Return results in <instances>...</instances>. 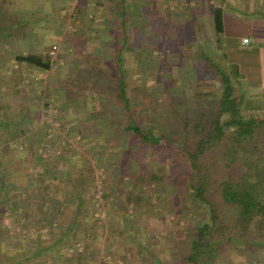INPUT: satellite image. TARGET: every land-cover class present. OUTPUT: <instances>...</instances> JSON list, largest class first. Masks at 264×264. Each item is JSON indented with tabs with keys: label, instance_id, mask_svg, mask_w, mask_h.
Segmentation results:
<instances>
[{
	"label": "rangeland",
	"instance_id": "374dc122",
	"mask_svg": "<svg viewBox=\"0 0 264 264\" xmlns=\"http://www.w3.org/2000/svg\"><path fill=\"white\" fill-rule=\"evenodd\" d=\"M164 2L152 0L149 5L145 4L143 7L142 3L138 4V25L134 26L138 29L137 40H134L135 45L132 48H125L124 51L133 55L132 60L128 61L132 63L128 66L133 68L130 72L131 91L138 121L143 125L154 122L158 124L160 131L175 134L180 130L172 123L173 114L186 115L192 122L201 115L199 111L211 112L220 84L214 69L208 68V71L201 69L204 61L195 55L194 51L191 55L186 51L179 56L175 55V49L179 45L173 47V40L166 39L174 38L175 33L166 35L167 32H163L165 29L176 31L177 26L172 24L175 14L171 16L169 10L166 14ZM177 18L178 15L175 18V22L178 23ZM47 26L33 25V31L42 30L43 34L49 36L51 34ZM6 27H9L7 39L14 45L12 49L6 45L0 47L1 64L4 61L9 64L3 74L4 78H0V83H4L6 87H1L0 91H14L12 95L15 93L20 95L22 92L29 120H25L20 126H14L11 121L0 119V134H6L7 130L13 133L19 128L24 130L19 143V151L23 150L19 167L27 168L25 183L32 181L38 184L31 187L35 201L32 203L29 200L30 195L24 194L23 187L20 186L10 192L8 185L0 182V258L3 263L13 264L16 255H20L24 260L23 264H44L46 258L52 254L49 259L53 258L51 263L55 264L59 249H66L69 245L70 241L67 239L70 238L69 228L64 227L60 230L55 223L48 225L46 220L61 212L64 207H74L77 203L78 211H82L83 207L87 209L93 207L90 213L100 226L92 244L94 249L92 259L87 257L83 264H183L177 244L187 241L190 223L197 222L198 215L194 213L197 211L196 203L187 196H177L179 203L175 207L172 197L174 195L166 189L165 177L159 179L160 172L166 173L169 167L179 164L175 150L167 148L166 145L138 149L135 147V140L128 139L125 142L124 138L120 140L122 134L119 127L120 123H123L124 115L119 113L118 116L116 105L111 104L108 98L103 100L102 97L96 103L99 109L102 107V111L107 112L101 119L95 107H92L93 114L89 117L86 116V110L67 115L62 104L60 106L63 110L52 108L55 106L54 97H50L52 85H58L60 91L64 86L59 87V84L67 85L71 78H74V74L77 79L82 78L84 81H90L92 77L95 79L94 76H90L89 67L102 65L106 61L99 55L100 39L98 42H92V46L97 48L98 52L94 58H88L89 56L65 58L63 55L65 45L61 48L60 44L52 42V39L44 40L45 37L40 40L41 43L34 45L35 35L27 36V40H18L14 34L9 33L12 30L10 26ZM31 27L32 25L27 26L28 31ZM111 28L117 29L115 25ZM90 32L99 34L94 28L85 30L86 34ZM176 36H179L178 33ZM232 37L234 36L226 38ZM66 40L67 44L69 40ZM204 44L206 45L204 52L209 60L218 63L219 67H224L225 59L217 57L211 42L205 41ZM42 48L43 52L48 51L52 57V70L23 76L19 66L12 62L14 52L38 53ZM94 48L92 50H95ZM246 57L242 51L231 50L228 53L231 62L238 63L246 60ZM127 58L130 59V56ZM69 60L77 61L78 70H81L74 73ZM96 74H102V70L98 69ZM48 85H51V88ZM170 96L174 98L177 106L174 111L170 109ZM4 101L11 103L14 108L15 105L9 101V97H5ZM253 103H246L244 114L264 118V107L256 108ZM7 113L11 115L12 112ZM110 124L118 126L117 136L110 135L114 129ZM87 130L93 134H85ZM189 140L192 143L194 137L190 136ZM120 148H124L123 152ZM130 152L136 154L133 153L127 166L123 168L121 165L120 169L119 162L122 158L128 157L126 153L130 155ZM76 155L84 159L82 166L79 162L75 164L82 172L78 175L72 174L69 170L71 164L75 162ZM29 158L32 159L30 163ZM6 169L0 158V180L6 175ZM141 170L147 172L149 181H144L146 175L141 178ZM12 173L15 184L22 181V177H18L14 171ZM38 188L40 192H35ZM19 193L18 199L16 194ZM38 196H41L44 202L39 201ZM27 207L29 211L24 210ZM44 208L46 213L49 212L46 214V220H44L46 216L40 213L42 216L40 217L38 213ZM85 219L89 221L88 217ZM83 227L88 228L82 223L81 228ZM129 228L139 238L132 241L134 245L132 242L124 244L120 239L118 241L113 238L120 236L122 231ZM38 231L40 241L35 237ZM237 246L240 245L227 249V254H224L227 260L221 264H238L236 261L241 258L243 262L241 264H264V248L244 249ZM82 251V247H77V252ZM109 252L112 257L107 255ZM62 257V260L68 263V258L64 255ZM246 258H249L250 262Z\"/></svg>",
	"mask_w": 264,
	"mask_h": 264
},
{
	"label": "trees",
	"instance_id": "16d2710c",
	"mask_svg": "<svg viewBox=\"0 0 264 264\" xmlns=\"http://www.w3.org/2000/svg\"><path fill=\"white\" fill-rule=\"evenodd\" d=\"M16 1L18 0L11 1L12 6L17 4ZM22 8L27 9L23 6ZM17 11L13 10L12 13L15 14ZM214 24L216 34L222 33L221 9L214 10ZM124 27V25L121 26L123 43L112 46L115 49L111 52L113 56L110 54L109 64L106 65L107 60L102 65L89 67L88 72L95 79L92 77L93 80L87 81L89 85H86V89L97 92L101 97L111 99L116 105L118 116L124 115L123 123L121 122L119 127L122 134L120 140L122 138H124L123 142L128 139L135 140V147L138 149L166 145L167 148L175 150L179 164L169 167L166 173L160 172L159 179L165 177L166 189L174 195L172 197L175 207L179 203L177 196H187L196 203L197 211L194 213L198 215L197 222L190 223L187 241L177 244L179 257L183 260V264H221L222 261L227 260L224 256L227 254V249L236 245L244 249L264 248V118H256L254 114H244L246 104L242 83L235 80V72L233 73L231 69L225 71L223 67H219L218 63L210 61L206 54H202L200 59L205 64L202 63L201 69L208 71V68L210 70L212 68L219 77L220 88L213 110L211 112L199 111L201 115L192 122L186 115L173 114L172 123L180 130L175 134L160 131L158 124L154 122L143 125L138 121V114L134 109L130 73L133 68H129L128 65L131 62H128L130 59L126 56V50L124 51L129 45ZM163 32H166V29ZM178 32L179 30L176 29L173 47L180 44L176 36ZM4 37L0 29V47L6 45L12 49L14 44ZM215 43L219 47L218 39ZM94 49L91 48V55L88 52V58H94L98 53L97 48ZM43 50L42 48L38 53H14L12 62L19 66L23 76L34 72H48L52 67V57L48 51L43 52ZM1 55L0 48V57ZM98 69L102 70V74H96ZM4 76L0 74L1 79ZM1 87L2 82L0 89ZM9 91H0V109H3L0 111V119L11 121L14 126H20L25 120H29L23 100L25 96L22 92L20 95L16 93L12 95L14 91ZM5 97H9V101L15 105L14 108L10 105L11 103L4 101ZM169 99L170 109L174 111L177 107L175 100L172 96ZM8 111L12 112L11 115L7 113ZM23 133L24 130L19 128L14 133L7 130L6 134H0V158L7 168L6 175L0 182L7 184L10 192L20 186L23 187L24 194L30 195V202L35 203L32 195L34 191L31 187L37 182L25 183L27 168L19 167L21 151H23H19V143ZM190 136L194 137L192 143L189 140ZM122 149L124 150L120 148L121 151ZM133 153L136 154V152ZM133 153L130 152V155L126 153L128 157L122 158L120 163L124 168ZM76 156L75 162L69 169L74 175L82 173L75 164L79 162L82 166L84 161L81 156ZM31 161L32 159L29 158L28 162ZM12 171L18 177H22V181L18 184L13 181ZM141 171V178L146 175L144 181H149L150 177H147V172ZM35 192H40V188ZM16 195L19 199L20 193ZM78 207L77 203L74 207H64L61 212L59 211L50 219L46 220L47 217L44 219L48 225L52 223L58 225L60 230L64 227L69 228L70 238H67L70 241L69 245L66 249H59L55 264H83L87 257L92 259L94 251L92 244L95 242L100 226L90 213L91 209L93 210L92 206L91 209L83 207L82 211H78ZM24 210L29 211V208ZM86 217L89 221H86ZM82 223L88 228H81ZM88 231L90 233H87ZM39 233L38 231L35 234L37 241L41 239ZM113 238L118 241L120 239L124 244L139 239L129 229H125L120 236ZM74 244H79L77 247H82L83 251L77 252ZM226 244L230 246L227 247ZM62 255L68 258V263L62 260ZM107 255L112 257L111 252ZM50 257L52 254L46 258L44 264H52L53 258L51 260ZM26 258L31 257L26 256ZM14 259L13 264H22L24 261L20 255H16ZM241 259L236 262L243 263ZM0 264H4L1 258Z\"/></svg>",
	"mask_w": 264,
	"mask_h": 264
},
{
	"label": "crops",
	"instance_id": "0c3cea01",
	"mask_svg": "<svg viewBox=\"0 0 264 264\" xmlns=\"http://www.w3.org/2000/svg\"><path fill=\"white\" fill-rule=\"evenodd\" d=\"M11 1L0 0V25H2L0 29L5 36L4 38H7V28H9L6 26H10L12 30L9 33L14 34L18 40H27V36L32 37L35 35L34 45H38L43 37H45L44 40L46 41H51L52 39V42L60 44V47H64L65 45L63 51L65 58L89 56L88 52L93 48L92 42H98L100 39L99 55L102 59L108 60L106 63L108 65L110 54L115 49L113 48L114 45H122L123 43V35H121L123 33L121 30L122 25L125 26V37L127 40L129 39V45L125 48H132L135 45L133 42L137 40L138 29L134 26L138 25V4L142 3L143 7L145 4L149 5L152 0H18L15 6H12ZM164 1L166 4V14L168 10L172 13L171 16L175 14L173 16L174 19L172 18V24L177 26L179 30L178 40L183 41L175 49V55L179 56L185 51L191 55L192 51H194L195 55L200 57L202 54H206L204 52L206 46L204 42H211V46L217 57L221 56L225 59L223 67L225 71H230L231 69L233 73L235 72V80L242 83L245 104L254 102L253 105H256V108L264 107V0ZM21 4L23 7H27L28 10L22 8ZM215 9H221L222 16V33L218 35L216 34L214 24ZM13 10L18 11L14 14L12 13ZM176 15H178L176 19L178 23L175 22ZM21 25L24 27L21 28ZM30 25L32 27L28 31L27 26ZM33 25H40V27L48 25L49 34L51 35L43 34L42 30L41 32L40 30L36 31V29L33 31ZM112 25H115L117 29L113 30L111 28V30L110 27ZM64 26L68 27L64 28ZM93 28L94 31L96 29L99 31L98 35H95L93 32L85 33V30L88 31ZM109 29L113 32L111 33ZM166 32V35L175 33V31ZM232 35L234 36L232 39L226 38ZM168 38L173 40L172 37H166V39ZM66 39L69 40L67 44L64 43L65 41L67 42ZM217 39L219 40V47L215 43ZM243 39H249L250 43L247 45L243 44ZM78 41H81V43ZM83 41L86 42L84 43ZM231 50L242 51L247 56V59L241 62L238 61V63L229 61L228 53ZM26 53L29 52H22V54ZM126 54L132 60V53ZM212 55L214 56L213 53ZM5 62L2 64L0 62V72L2 74L7 71L9 65ZM69 62L71 63V68L73 65L74 73L81 70H78L79 63L77 61L69 60ZM82 70L84 71L83 68ZM73 77L67 85L64 82H62L64 85L59 84V87L64 86L60 91H58V85H52L50 97H54L55 99V106L52 108L61 109L60 104H62L64 105V113L67 115L82 113V111L86 110V116L89 117L93 114L91 111L92 107H95L94 109L95 111H99V118L101 119L107 113L102 111V107L99 106V109L96 106V103L102 97L97 92L86 89V85H89L87 84L89 82L83 80L79 82L81 78L77 79L76 74ZM48 86L51 88V85ZM2 87L5 88L6 85L2 83ZM103 100H106V98L104 97ZM107 100L111 104L114 103L111 99ZM110 126L114 127L110 135L117 136L118 126L115 124H110ZM89 130L85 131V134L92 133ZM120 162L119 166L121 169ZM38 199L44 202L41 196H38ZM38 213L42 217L40 213L46 216L49 212L46 213V208H44ZM129 230L131 229L129 228ZM246 260L250 262L249 258H246Z\"/></svg>",
	"mask_w": 264,
	"mask_h": 264
},
{
	"label": "built area",
	"instance_id": "2783aa9c",
	"mask_svg": "<svg viewBox=\"0 0 264 264\" xmlns=\"http://www.w3.org/2000/svg\"><path fill=\"white\" fill-rule=\"evenodd\" d=\"M250 43V40L249 39H243V44L247 45Z\"/></svg>",
	"mask_w": 264,
	"mask_h": 264
}]
</instances>
